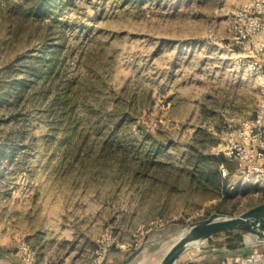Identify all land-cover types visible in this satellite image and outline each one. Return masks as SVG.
<instances>
[{
  "label": "rangeland",
  "instance_id": "obj_1",
  "mask_svg": "<svg viewBox=\"0 0 264 264\" xmlns=\"http://www.w3.org/2000/svg\"><path fill=\"white\" fill-rule=\"evenodd\" d=\"M39 1L0 0V246L157 264L189 224L261 201L236 162L213 180L261 102L226 24L248 0Z\"/></svg>",
  "mask_w": 264,
  "mask_h": 264
},
{
  "label": "built area",
  "instance_id": "obj_2",
  "mask_svg": "<svg viewBox=\"0 0 264 264\" xmlns=\"http://www.w3.org/2000/svg\"><path fill=\"white\" fill-rule=\"evenodd\" d=\"M230 45L237 49L239 68L256 81L261 102L255 114L241 122L226 140L222 157L237 163L235 175L250 186H264V0H248L226 20ZM220 174L229 178L231 172L222 164ZM263 249H255L245 257L227 259L214 264H264ZM16 252L23 264H43L37 261L29 243L22 242Z\"/></svg>",
  "mask_w": 264,
  "mask_h": 264
},
{
  "label": "water",
  "instance_id": "obj_3",
  "mask_svg": "<svg viewBox=\"0 0 264 264\" xmlns=\"http://www.w3.org/2000/svg\"><path fill=\"white\" fill-rule=\"evenodd\" d=\"M223 232L249 234L264 243V205H257L239 215L214 213L189 224L181 238L157 264H176L184 253L206 247L214 235ZM139 253L140 250L134 252L123 264L133 262Z\"/></svg>",
  "mask_w": 264,
  "mask_h": 264
},
{
  "label": "crops",
  "instance_id": "obj_4",
  "mask_svg": "<svg viewBox=\"0 0 264 264\" xmlns=\"http://www.w3.org/2000/svg\"><path fill=\"white\" fill-rule=\"evenodd\" d=\"M256 189L258 190L264 189V186L259 185L256 187ZM260 198L261 201L257 203V205H261V204L264 205V197L261 196ZM224 240L225 237H220L216 241L223 242ZM242 240L243 242L241 247L234 250H229L225 247L215 248L214 246L210 245L208 242L207 243L208 246L202 249H194L184 253L178 259L176 264H214L217 262L225 261L227 259L245 257L251 254L255 249H263L262 244L258 242L254 236H251L249 234H243ZM150 256L151 255L149 253L147 254L145 252L140 251L137 257H139V259L141 258L146 259ZM20 259L21 258L18 257L17 252L15 250H12L10 246H4V245L0 246V264H23ZM120 260H121L120 253H111L106 264H123L125 262L124 261L120 263L121 262ZM134 262H136V259H134L133 262H131V264Z\"/></svg>",
  "mask_w": 264,
  "mask_h": 264
},
{
  "label": "trees",
  "instance_id": "obj_5",
  "mask_svg": "<svg viewBox=\"0 0 264 264\" xmlns=\"http://www.w3.org/2000/svg\"><path fill=\"white\" fill-rule=\"evenodd\" d=\"M57 0H40L38 3L39 5L36 6V11L38 14L44 13L46 9L48 10L51 8ZM135 1H143V0H123L124 3H130V2H135ZM53 59L50 60L52 62ZM50 62L47 63V65L43 66L41 68V74L42 75H47L51 73L53 70V64H50ZM214 169H213V180H214V187L215 190L220 191L224 187L225 181H227L229 178L223 179L220 174V166L222 164L226 165L228 161H226L223 157L214 158ZM228 168V167H227ZM229 169V168H228ZM232 173V171H230ZM221 177V178H220ZM242 235L243 233L240 232H223L219 233L213 236L212 239H210L209 244L214 246L215 248H227L229 250H234L242 245ZM220 237H225V240L223 242H218L216 241Z\"/></svg>",
  "mask_w": 264,
  "mask_h": 264
}]
</instances>
